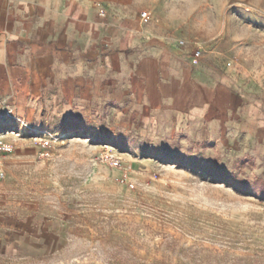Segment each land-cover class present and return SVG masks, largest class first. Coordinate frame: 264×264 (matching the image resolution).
<instances>
[{
    "label": "rangeland",
    "instance_id": "rangeland-1",
    "mask_svg": "<svg viewBox=\"0 0 264 264\" xmlns=\"http://www.w3.org/2000/svg\"><path fill=\"white\" fill-rule=\"evenodd\" d=\"M132 1L238 110L168 143L133 106L66 128L0 105V264H264V201L203 172L264 182V0Z\"/></svg>",
    "mask_w": 264,
    "mask_h": 264
},
{
    "label": "crops",
    "instance_id": "crops-1",
    "mask_svg": "<svg viewBox=\"0 0 264 264\" xmlns=\"http://www.w3.org/2000/svg\"><path fill=\"white\" fill-rule=\"evenodd\" d=\"M210 76L132 0H0V105L30 121L62 127L101 106H133L143 136L187 143L195 124L238 110ZM79 122L71 131L89 127Z\"/></svg>",
    "mask_w": 264,
    "mask_h": 264
},
{
    "label": "trees",
    "instance_id": "trees-1",
    "mask_svg": "<svg viewBox=\"0 0 264 264\" xmlns=\"http://www.w3.org/2000/svg\"><path fill=\"white\" fill-rule=\"evenodd\" d=\"M203 172L212 179H219L229 185L236 186L240 190L248 192L259 200L264 201V182L261 180H255L253 183H248L234 177L230 178L227 173L223 172V169L211 162L204 165Z\"/></svg>",
    "mask_w": 264,
    "mask_h": 264
},
{
    "label": "built area",
    "instance_id": "built-area-1",
    "mask_svg": "<svg viewBox=\"0 0 264 264\" xmlns=\"http://www.w3.org/2000/svg\"><path fill=\"white\" fill-rule=\"evenodd\" d=\"M100 16H105V13H101L100 14ZM140 16L142 17V18H146V19H149V16H148V14L146 13V12H140ZM184 44V42H180V45L182 46ZM200 54H201V51L199 50V49H195L194 50V52H193V57L195 58V59H198L199 58V56H200ZM4 150H10V147L9 146H5L4 147Z\"/></svg>",
    "mask_w": 264,
    "mask_h": 264
}]
</instances>
